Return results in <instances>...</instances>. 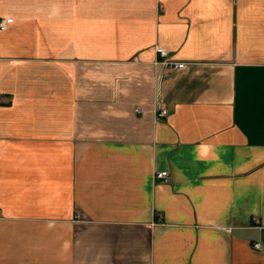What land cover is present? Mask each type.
<instances>
[{"label":"crops","instance_id":"0c3cea01","mask_svg":"<svg viewBox=\"0 0 264 264\" xmlns=\"http://www.w3.org/2000/svg\"><path fill=\"white\" fill-rule=\"evenodd\" d=\"M0 18V264H264V0Z\"/></svg>","mask_w":264,"mask_h":264},{"label":"built area","instance_id":"2783aa9c","mask_svg":"<svg viewBox=\"0 0 264 264\" xmlns=\"http://www.w3.org/2000/svg\"><path fill=\"white\" fill-rule=\"evenodd\" d=\"M14 21L13 18H0V31L6 30L8 25L11 24ZM155 52L157 55V63H161L165 67L172 69V70H177V69H182L186 66V63L183 61H178L176 60L169 52L168 49L157 45L155 46ZM137 113L143 112L144 107L143 106H137L135 108ZM169 114V110L166 107L159 106L156 109V116L157 118H164ZM169 177V172L168 171H161V172H156L155 174V179L156 180H167ZM255 248H261L260 243H255L254 244Z\"/></svg>","mask_w":264,"mask_h":264}]
</instances>
